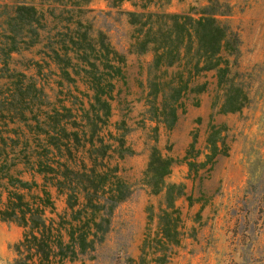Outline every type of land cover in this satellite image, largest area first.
Masks as SVG:
<instances>
[{"label":"rangeland","instance_id":"obj_1","mask_svg":"<svg viewBox=\"0 0 264 264\" xmlns=\"http://www.w3.org/2000/svg\"><path fill=\"white\" fill-rule=\"evenodd\" d=\"M132 3L0 0V131L31 147L46 144L44 132L61 144L64 131L81 144L93 133L114 150L132 193L91 258L74 264H154L143 239L156 235L166 197L148 185L153 151L172 159L165 183L180 193L164 264H264V0L150 5L145 13L168 15L156 30L187 33L144 49L148 19ZM151 47L174 52L155 60ZM51 191L60 213L65 199ZM21 234L0 220V264H13Z\"/></svg>","mask_w":264,"mask_h":264},{"label":"trees","instance_id":"obj_2","mask_svg":"<svg viewBox=\"0 0 264 264\" xmlns=\"http://www.w3.org/2000/svg\"><path fill=\"white\" fill-rule=\"evenodd\" d=\"M132 2L142 12L131 15L148 19L142 24L145 31L139 41L141 48L157 44L158 40L170 45L175 39L182 42L187 32L181 29L177 31L175 39L171 38L169 32L155 29L157 21L168 18V15L144 12L150 5L159 7L169 0ZM152 18L156 20L152 21ZM151 50L155 60L164 56L168 61L171 52H174L159 54L155 47H151ZM167 117L170 124L175 120L173 109ZM60 131L63 132V129ZM44 133L47 136L46 144L31 147L27 142L21 144L11 138L9 132L0 131V220L22 228L21 238L13 245V264H74L90 259L96 244L103 241L110 228L115 208L132 193L131 186L119 175L118 164L111 163L112 155L108 152L110 144L100 139L95 141L93 133L83 139L82 144L76 131L70 134L64 131V137L68 140L64 144L55 135ZM34 138H39V133ZM192 147L193 143L185 158L189 157ZM80 149L83 150L81 155L78 154ZM48 154L50 157H47ZM213 158L214 154L208 157L207 162L211 165ZM171 163V158H163L153 151L145 172L152 178V182L148 183L151 193L164 191L166 197L165 207L160 209L157 216L156 235L150 239V231L147 230L143 239V248L149 241L153 244L150 255L154 264H164L169 246L178 242L180 218L174 201L180 193L173 195V189L178 185L165 183ZM37 177L40 179L37 180ZM51 189L65 199L64 210L60 213L56 212Z\"/></svg>","mask_w":264,"mask_h":264}]
</instances>
